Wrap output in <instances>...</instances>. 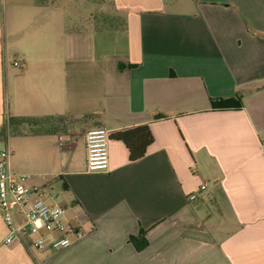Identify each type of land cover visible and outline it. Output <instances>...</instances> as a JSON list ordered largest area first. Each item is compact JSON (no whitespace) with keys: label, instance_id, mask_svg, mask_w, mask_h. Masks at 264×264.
Here are the masks:
<instances>
[{"label":"crops","instance_id":"obj_1","mask_svg":"<svg viewBox=\"0 0 264 264\" xmlns=\"http://www.w3.org/2000/svg\"><path fill=\"white\" fill-rule=\"evenodd\" d=\"M71 3L0 0V145L84 235L37 251L1 225L0 264H264V0H87L122 47ZM10 118L65 125L7 144ZM142 125L143 158L110 138L108 170H86V131Z\"/></svg>","mask_w":264,"mask_h":264},{"label":"built area","instance_id":"obj_2","mask_svg":"<svg viewBox=\"0 0 264 264\" xmlns=\"http://www.w3.org/2000/svg\"><path fill=\"white\" fill-rule=\"evenodd\" d=\"M19 67L18 62H14ZM111 132L106 128H95L85 132L86 170L104 172L109 167V142ZM8 146L0 150V217L6 228L4 244L24 238L28 247L37 251L69 248L74 240L83 237V232L64 219L66 208L50 203L43 188L27 184L28 177L9 170ZM205 186H200L203 191ZM195 193L189 200H195Z\"/></svg>","mask_w":264,"mask_h":264},{"label":"trees","instance_id":"obj_3","mask_svg":"<svg viewBox=\"0 0 264 264\" xmlns=\"http://www.w3.org/2000/svg\"><path fill=\"white\" fill-rule=\"evenodd\" d=\"M211 105L215 109H237L241 107L240 97L236 96L229 99H217L211 101ZM98 115L90 114L84 117L86 120L98 118ZM62 119H40L33 121L26 118H10L8 126L16 129L20 126L25 127L24 133H39L42 131L51 132L54 130V121L61 122ZM64 127V122L59 123ZM57 125V124H56ZM99 128V127H98ZM111 138L121 141L129 152V161H137L144 157L147 147L153 142V137L146 125L138 126L132 129L119 131L111 135ZM145 232L140 230L136 237L131 238V242L136 249L141 250L147 246L144 239Z\"/></svg>","mask_w":264,"mask_h":264},{"label":"rangeland","instance_id":"obj_4","mask_svg":"<svg viewBox=\"0 0 264 264\" xmlns=\"http://www.w3.org/2000/svg\"><path fill=\"white\" fill-rule=\"evenodd\" d=\"M86 1L87 0H81L80 4L79 3H74V4L71 3L69 5L70 6H74V9L76 8V11H79V12H76V13H84V14L90 15L89 11H92V13L95 15L94 17H96L98 19L97 23L95 22V24H96L95 30H97L96 31L97 32V40H104L103 37L105 35H107V36H105V40L110 41L111 39L112 40L113 39H118V41H117L118 43H116V47H122V42H123V38H124V36H123L124 32L121 31V28H120V26L118 24V23H120V25H121V22L115 21L114 22V27L112 29H107V28H110L109 25L104 26L107 23H104V22L100 21V18L104 17L103 15H101L102 13L100 12V7H96V6H93L91 4L87 5ZM165 5H166L167 10L168 9H172V8L180 9L182 7V6L181 7L170 6L168 4V0H165ZM111 23H113V22H111ZM92 24H93V22H92ZM67 25L69 26V28H77V26H78L77 23H74L71 18L70 19L68 18ZM101 25H103L102 28H101ZM82 26H89V25H86L85 23H82ZM108 48H110V47H108ZM14 132L15 131L12 128H8L7 129L6 136H5L7 144L9 143L10 139L15 137ZM3 148H4V146L0 145V150L3 149ZM29 174L32 175V173H29ZM28 176L29 175H27V177ZM49 202L53 203V201H49ZM1 225H4V222H3L2 218L0 217V226Z\"/></svg>","mask_w":264,"mask_h":264}]
</instances>
